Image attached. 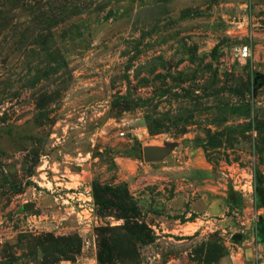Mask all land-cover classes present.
Masks as SVG:
<instances>
[{
    "label": "rangeland",
    "instance_id": "rangeland-1",
    "mask_svg": "<svg viewBox=\"0 0 264 264\" xmlns=\"http://www.w3.org/2000/svg\"><path fill=\"white\" fill-rule=\"evenodd\" d=\"M251 204L264 0H0V264H241Z\"/></svg>",
    "mask_w": 264,
    "mask_h": 264
},
{
    "label": "crops",
    "instance_id": "crops-1",
    "mask_svg": "<svg viewBox=\"0 0 264 264\" xmlns=\"http://www.w3.org/2000/svg\"><path fill=\"white\" fill-rule=\"evenodd\" d=\"M254 199V196H251ZM250 198V199H251ZM252 200V199H251ZM191 207H188L190 211ZM263 209L253 204L248 207L247 223L249 231L241 232V240L234 241L239 250L236 257L240 256L241 264H264V237L257 238L255 235L256 223L263 222ZM189 215V214H187ZM232 238V237H231Z\"/></svg>",
    "mask_w": 264,
    "mask_h": 264
},
{
    "label": "built area",
    "instance_id": "built-area-1",
    "mask_svg": "<svg viewBox=\"0 0 264 264\" xmlns=\"http://www.w3.org/2000/svg\"><path fill=\"white\" fill-rule=\"evenodd\" d=\"M250 50L247 45H236L232 47L229 51V59L234 62H244L249 58ZM123 136V133H120Z\"/></svg>",
    "mask_w": 264,
    "mask_h": 264
},
{
    "label": "water",
    "instance_id": "water-1",
    "mask_svg": "<svg viewBox=\"0 0 264 264\" xmlns=\"http://www.w3.org/2000/svg\"><path fill=\"white\" fill-rule=\"evenodd\" d=\"M166 151L161 150L159 148H145L143 149V157L144 160L149 161L153 159H157L163 155H165ZM232 239L234 241H240L241 240V235L240 234H235L232 236Z\"/></svg>",
    "mask_w": 264,
    "mask_h": 264
},
{
    "label": "trees",
    "instance_id": "trees-1",
    "mask_svg": "<svg viewBox=\"0 0 264 264\" xmlns=\"http://www.w3.org/2000/svg\"><path fill=\"white\" fill-rule=\"evenodd\" d=\"M255 235L257 238L264 237V221L256 223L255 225Z\"/></svg>",
    "mask_w": 264,
    "mask_h": 264
}]
</instances>
